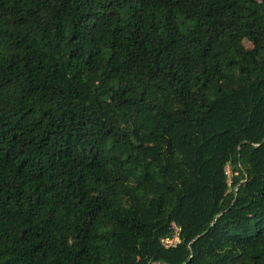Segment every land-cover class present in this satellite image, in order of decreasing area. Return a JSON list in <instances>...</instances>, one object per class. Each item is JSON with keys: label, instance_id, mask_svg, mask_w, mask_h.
Returning <instances> with one entry per match:
<instances>
[{"label": "trees", "instance_id": "obj_1", "mask_svg": "<svg viewBox=\"0 0 264 264\" xmlns=\"http://www.w3.org/2000/svg\"><path fill=\"white\" fill-rule=\"evenodd\" d=\"M0 264H264V0H0Z\"/></svg>", "mask_w": 264, "mask_h": 264}, {"label": "built area", "instance_id": "obj_2", "mask_svg": "<svg viewBox=\"0 0 264 264\" xmlns=\"http://www.w3.org/2000/svg\"><path fill=\"white\" fill-rule=\"evenodd\" d=\"M173 239L175 240V242L178 241L177 236H175ZM173 239H172V240H173ZM169 241H171V240H163L164 245L168 246V245H172V244H173V243H172L173 241L170 242V243H169ZM175 242H174V243H175Z\"/></svg>", "mask_w": 264, "mask_h": 264}, {"label": "rangeland", "instance_id": "obj_3", "mask_svg": "<svg viewBox=\"0 0 264 264\" xmlns=\"http://www.w3.org/2000/svg\"><path fill=\"white\" fill-rule=\"evenodd\" d=\"M172 241H173V242H172ZM170 242L174 243V242H175V240L173 239V240L169 241V243H170Z\"/></svg>", "mask_w": 264, "mask_h": 264}]
</instances>
